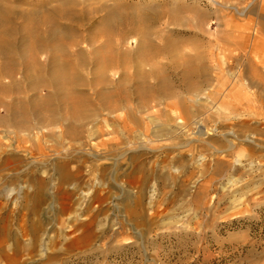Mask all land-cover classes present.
Listing matches in <instances>:
<instances>
[{
    "label": "rangeland",
    "instance_id": "obj_1",
    "mask_svg": "<svg viewBox=\"0 0 264 264\" xmlns=\"http://www.w3.org/2000/svg\"><path fill=\"white\" fill-rule=\"evenodd\" d=\"M173 1L189 9L179 15L188 24L164 13ZM0 3V264H264V87L246 68L239 79L237 66L193 73L203 93L188 116L177 98L188 92L183 72L165 53L145 65L165 42L180 57L204 51L244 17L226 25L215 10L227 11L208 0ZM143 4L159 11L133 15ZM111 5L124 8L120 19L102 25ZM196 11L205 34L193 29ZM52 17L63 29L56 37ZM143 43L152 49L138 57ZM104 44L129 53L107 85L96 83V63L68 58L88 45L100 57ZM35 53L64 128L76 131L65 145L25 131L47 124L52 109L36 101L49 90L34 81ZM52 56L72 64L62 72ZM66 74L82 80L57 83ZM77 114L93 118L78 126Z\"/></svg>",
    "mask_w": 264,
    "mask_h": 264
},
{
    "label": "bare ground",
    "instance_id": "obj_2",
    "mask_svg": "<svg viewBox=\"0 0 264 264\" xmlns=\"http://www.w3.org/2000/svg\"><path fill=\"white\" fill-rule=\"evenodd\" d=\"M212 5L220 9H225L227 12L222 10H215L216 14H219V20H221L224 24L228 25L229 21L233 18L234 15H241L245 18L244 27L239 26L235 27L237 29L230 30L227 29L226 33L223 36L216 38L214 41L208 45V48L204 51L195 50L193 55H184L182 57L177 54L175 44L171 42H165L162 46L158 47L154 53L148 54V60L145 62L146 66L154 68L156 66L153 63L155 60V56L160 53H165L169 59V66L173 69H180L184 75V82L186 83V88L188 92L181 93L177 95V98L180 101V105L182 107L183 113L185 115H192L196 108L200 106V99L198 96L203 93V89L199 87H195L190 83L189 76L193 73L197 72H206V70L210 69H218L221 71H226L230 73L234 67H238L239 79L243 77V69H247L250 71L248 73V79H250L251 83L256 84L258 87H264V80L260 78H256V74L258 71H264V0H243V4L241 6L234 5L230 0H208ZM73 7L77 5L76 2L71 1ZM1 5V3H0ZM124 8L118 5H111L110 8L107 9L105 17L103 18L102 25H107L114 23L116 20L120 19L119 11H123ZM158 5H147L143 4L140 6H135L132 9L133 15L139 17L142 13L148 12L150 14H156L159 10ZM187 7L179 5L176 1H173L167 9H165L164 13H167L170 17H174L178 24H188L187 19L182 18L181 13L185 12ZM5 11V10H4ZM3 11V12H4ZM2 12V18L4 17V13ZM5 11V15H6ZM194 18L191 20L193 23V29L197 34H205L206 29L202 22L203 14L200 12H195ZM55 15V14H54ZM67 17L74 15V12L68 11L65 12ZM53 21H50V35L56 37L62 34V30L60 26L57 24V19L52 17ZM241 27V28H240ZM246 31L252 32V35L246 34ZM39 37V36H38ZM78 46V44H76ZM121 48L122 44H118ZM103 48H109L105 54H102L100 57H91L93 54V49H90V45L88 48L83 46L75 53L68 56V58H72L78 64H81L84 59L90 60V63H96L95 72L98 75L96 78V83H100L103 85H107L110 81L109 75L111 72L116 70H124L127 64L125 63L126 57L129 55L126 50L118 49L114 54V51H110V45L104 44ZM151 51L150 45L140 44L138 46V50L135 52L136 56L140 57L144 50ZM91 50V51H90ZM144 53V52H143ZM247 61V65L245 63H241L240 60ZM65 57H51L50 62H52L55 68L60 69L62 72L66 71L67 68L72 64V60H64ZM31 61L33 63V68L35 70V78L34 81L37 86L46 87L48 91L47 97L44 99L36 94V101L40 106H47L51 109V113L49 115V121L47 124L37 122L34 127L30 128V130H25L32 132L34 130L39 131L36 135L38 140L42 139L46 143H50L51 140L62 141L61 143L65 145V138L68 134H76V131L71 133L67 128H64V121L68 120V117L63 116L59 111L58 107H53L54 102L52 103L57 89L53 87L50 81L43 75H41V64L38 60L37 53H35L31 57ZM80 62V63H79ZM208 64V66H206ZM236 64V65H234ZM164 66V65H163ZM161 66V67H163ZM141 63H136L134 65L135 70L143 74L141 72ZM243 68V69H242ZM262 75V74H260ZM57 79H60L58 77ZM82 80L77 78L75 75L66 74L63 75L61 80H56L57 83H65V84H73L77 81ZM70 98V97H68ZM201 110V109H200ZM140 111L139 109L137 110ZM93 115L88 114H77L73 118V122L75 125L81 126L85 121L92 119ZM180 123V122H178ZM25 131L19 130L20 133H24ZM10 133L9 131H7ZM159 133L162 131H158ZM34 134V133H33ZM35 136V135H33ZM64 148V147H63Z\"/></svg>",
    "mask_w": 264,
    "mask_h": 264
}]
</instances>
